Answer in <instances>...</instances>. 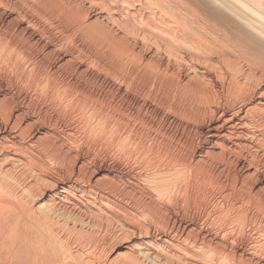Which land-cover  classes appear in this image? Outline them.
<instances>
[{
	"label": "rangeland",
	"instance_id": "obj_1",
	"mask_svg": "<svg viewBox=\"0 0 264 264\" xmlns=\"http://www.w3.org/2000/svg\"><path fill=\"white\" fill-rule=\"evenodd\" d=\"M50 2L0 0V41H12L10 51L0 52V104L24 127L25 140L45 148L37 164L48 185L76 177L125 201L126 213L93 217L102 224L91 260L122 264L127 252L112 253L125 252L119 246L131 235L170 236L174 229L237 260L264 264L244 250L257 236L253 227L264 228V145L257 151L245 141H211L215 119L197 99L143 80L142 70L153 64L149 53L133 43L91 41ZM91 16L82 19L89 24ZM158 171L175 174L162 197L153 183ZM238 215L245 224L235 221ZM10 246H0V264L12 260ZM69 246L74 253L77 245Z\"/></svg>",
	"mask_w": 264,
	"mask_h": 264
},
{
	"label": "bare ground",
	"instance_id": "obj_2",
	"mask_svg": "<svg viewBox=\"0 0 264 264\" xmlns=\"http://www.w3.org/2000/svg\"><path fill=\"white\" fill-rule=\"evenodd\" d=\"M48 1L66 12L74 28L86 31L91 41L125 47L133 43L149 53L153 64L142 70L143 80L168 95L183 93L197 99L209 112L208 119H215L209 129L211 141L225 138L245 141L257 151L262 148L264 0ZM87 12L93 18L89 24L82 19ZM11 42L2 39L0 52L5 51L4 46L10 51ZM183 77L187 79L184 82ZM7 110L0 104V246L11 243V264H95L91 252L99 242L93 236L102 222L93 217L125 212V201L76 177L48 185L37 164L45 148L40 142L25 140L24 127L18 126ZM16 169L21 173L14 174ZM182 170L183 165L175 173ZM173 175L168 178V173L158 171L153 177L158 196L169 191ZM234 219L240 226L247 217ZM253 228L257 239L247 242L244 250L255 259H264V228ZM168 233L178 238L136 232L119 246L125 252L117 248L113 258L127 252L122 264H252L235 259L218 245L204 247L183 232L171 229ZM74 234H81L88 245ZM70 243L77 245L74 253Z\"/></svg>",
	"mask_w": 264,
	"mask_h": 264
}]
</instances>
